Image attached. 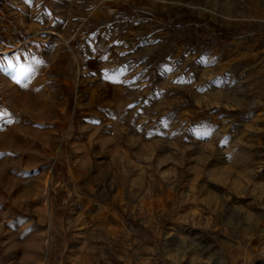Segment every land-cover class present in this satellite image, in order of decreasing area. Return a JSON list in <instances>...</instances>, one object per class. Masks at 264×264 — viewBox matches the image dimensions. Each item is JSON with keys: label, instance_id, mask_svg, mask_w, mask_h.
Returning a JSON list of instances; mask_svg holds the SVG:
<instances>
[{"label": "rangeland", "instance_id": "374dc122", "mask_svg": "<svg viewBox=\"0 0 264 264\" xmlns=\"http://www.w3.org/2000/svg\"><path fill=\"white\" fill-rule=\"evenodd\" d=\"M73 202L86 264H264V0H0V264Z\"/></svg>", "mask_w": 264, "mask_h": 264}, {"label": "crops", "instance_id": "0c3cea01", "mask_svg": "<svg viewBox=\"0 0 264 264\" xmlns=\"http://www.w3.org/2000/svg\"><path fill=\"white\" fill-rule=\"evenodd\" d=\"M64 85L68 86L71 90L73 88L78 89L81 93V83L79 78L66 80L64 81ZM60 90L61 89L58 88V92H60ZM62 95L65 97L64 93ZM77 197L78 196H76V198ZM82 208H84L83 205L74 204L73 202V205H71L67 211V213L70 214V217L64 219V222L62 221L59 226L55 228L53 232L51 252H53V254L56 253L58 258L55 257L57 259L54 264H86L88 257L92 254L91 248H80L76 246V240L80 239L81 236H84L85 232L81 231V229L78 231V227L83 221L80 216H72L74 217L72 219L71 214L75 211L80 212ZM117 225L119 229L122 228L120 223H117ZM121 238L127 241L131 238L134 246L127 247L126 244L123 243L124 247H119V250L117 251V261H115V264H142L145 261H150V254H145L144 252V250H148L147 248L150 247V244L146 239L140 237L137 231H134L131 235L122 236Z\"/></svg>", "mask_w": 264, "mask_h": 264}, {"label": "bare ground", "instance_id": "6f19581e", "mask_svg": "<svg viewBox=\"0 0 264 264\" xmlns=\"http://www.w3.org/2000/svg\"><path fill=\"white\" fill-rule=\"evenodd\" d=\"M52 33V32H51ZM57 36H59V35H57ZM60 37V36H59ZM67 44H69L70 43V40H66L65 41Z\"/></svg>", "mask_w": 264, "mask_h": 264}]
</instances>
